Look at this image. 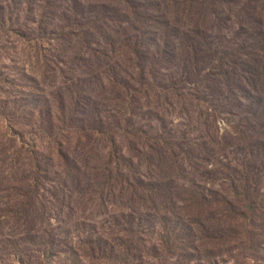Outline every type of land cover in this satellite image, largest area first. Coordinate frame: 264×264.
I'll return each mask as SVG.
<instances>
[{
  "label": "rangeland",
  "instance_id": "374dc122",
  "mask_svg": "<svg viewBox=\"0 0 264 264\" xmlns=\"http://www.w3.org/2000/svg\"><path fill=\"white\" fill-rule=\"evenodd\" d=\"M0 264H264V0H0Z\"/></svg>",
  "mask_w": 264,
  "mask_h": 264
}]
</instances>
